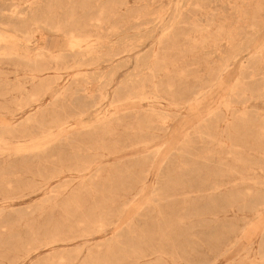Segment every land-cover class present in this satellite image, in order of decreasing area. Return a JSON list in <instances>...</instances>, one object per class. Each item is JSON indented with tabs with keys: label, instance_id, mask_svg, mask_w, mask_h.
Instances as JSON below:
<instances>
[{
	"label": "rangeland",
	"instance_id": "rangeland-1",
	"mask_svg": "<svg viewBox=\"0 0 264 264\" xmlns=\"http://www.w3.org/2000/svg\"><path fill=\"white\" fill-rule=\"evenodd\" d=\"M0 264H264V0H0Z\"/></svg>",
	"mask_w": 264,
	"mask_h": 264
},
{
	"label": "bare ground",
	"instance_id": "bare-ground-1",
	"mask_svg": "<svg viewBox=\"0 0 264 264\" xmlns=\"http://www.w3.org/2000/svg\"><path fill=\"white\" fill-rule=\"evenodd\" d=\"M257 1V0H256ZM40 25V24H39ZM39 27H41V26H39ZM34 29V28H33ZM10 30V29H9ZM15 31V30H14ZM13 31V32H14ZM33 31V30H32ZM1 33H3V32H1ZM19 34V33H18ZM4 35V34H3ZM6 35V34H5ZM4 35V36H5ZM20 35V34H19ZM12 40V39H11ZM73 41V40H72ZM156 42L154 43V45H153V47H152V52H154L155 54H157V46H156ZM47 46V45H46ZM72 47V46H71ZM47 48V47H46ZM70 48V47H69ZM40 49H41V47H40ZM39 49V50H40ZM41 50H43V49H41ZM61 50V49H60ZM49 51V50H48ZM62 51V50H61ZM29 52V51H28ZM43 53L45 52V51H42ZM41 52V53H42ZM209 52V51H208ZM55 53H56V51H55ZM53 54V53H48V56L49 57H51V58H55V57H57L58 56V54ZM81 53H83V52H81ZM34 54V53H33ZM31 55V54H30ZM38 55H39V52H38ZM33 60H36L35 58L33 59ZM41 70V69H40ZM222 74V73H221ZM221 74H220V76H221ZM223 78V77H222ZM50 84V83H49ZM150 87H151V90L150 91H145L146 89V86L144 85V84H142V86H141V92H144L142 95H141V98H146L147 97V95L148 94H150V96L153 98V100H154V102L156 103V102H159V101H156V100H159V99H161L162 97L159 95V87H160V84L157 82V81H154V82H152L151 84H150ZM61 90V89H60ZM146 92V93H145ZM202 92V91H201ZM149 97V96H148ZM131 97H126L125 98V100H128V99H130ZM149 99V98H148ZM152 100V101H153ZM195 100V99H194ZM153 102V103H154ZM168 103V102H167ZM140 105V104H139ZM172 105V104H171ZM164 106H166V105H164ZM163 108V107H162ZM164 109V108H163ZM176 109V108H175ZM140 111H141V109H140ZM140 113V112H139ZM153 113V112H152ZM66 118V117H65ZM65 120V119H64ZM78 123V122H77ZM229 124V123H228ZM64 128V127H63ZM61 129V128H60ZM62 130V129H61ZM65 130V129H64ZM65 131H67V130H65ZM62 132V131H61ZM64 133V132H63ZM66 134V133H65ZM59 135V134H58ZM57 135V136H58ZM62 137V136H61ZM24 145V144H23ZM102 156V155H101ZM100 156L98 155V158H99ZM61 158V157H60ZM94 158H95V156H94ZM63 159V158H62ZM81 161H79V163H80ZM80 166V165H79ZM82 167V166H81ZM60 168H62V167H60ZM89 168V167H88ZM87 169V168H86ZM88 170V169H87ZM66 171V170H65ZM79 171V170H78ZM83 172V171H82ZM79 173V172H78ZM46 183V182H45ZM122 215H120V217H121ZM119 217V218H120ZM102 218H105L104 216L102 217ZM5 227V226H4ZM145 256V255H144Z\"/></svg>",
	"mask_w": 264,
	"mask_h": 264
}]
</instances>
